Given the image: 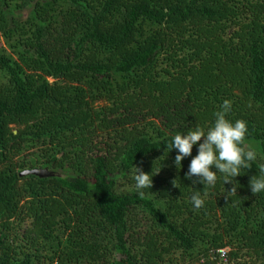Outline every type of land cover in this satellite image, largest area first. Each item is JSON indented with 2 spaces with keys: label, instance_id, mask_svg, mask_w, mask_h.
I'll return each instance as SVG.
<instances>
[{
  "label": "trees",
  "instance_id": "16d2710c",
  "mask_svg": "<svg viewBox=\"0 0 264 264\" xmlns=\"http://www.w3.org/2000/svg\"><path fill=\"white\" fill-rule=\"evenodd\" d=\"M225 99L257 159L193 184L167 146ZM261 166L264 0H0V264H264Z\"/></svg>",
  "mask_w": 264,
  "mask_h": 264
},
{
  "label": "clouds",
  "instance_id": "9594fccd",
  "mask_svg": "<svg viewBox=\"0 0 264 264\" xmlns=\"http://www.w3.org/2000/svg\"><path fill=\"white\" fill-rule=\"evenodd\" d=\"M231 109L232 101L225 99L219 109L213 113L215 117L213 126L207 130L197 126L186 133H177L167 146L168 152L172 149L177 150L174 164L180 169L182 160L191 156L193 146L198 144V154L192 157L188 171L185 173V177L193 180V184L199 182L204 187H214L218 180L217 173L222 174L224 184L232 183L233 179L242 174V169L252 168V162L257 159V152L245 143L250 134L247 121L238 119L233 122L228 119ZM259 172V176L254 175L249 181L254 195L264 192V166L260 167ZM150 173L136 166L134 180L140 196L144 195L143 190H150L153 186V175ZM172 183L173 186L178 187L175 180ZM236 188L237 186L233 185L228 192L237 193ZM191 201L195 209H200L204 205L199 192L192 195Z\"/></svg>",
  "mask_w": 264,
  "mask_h": 264
},
{
  "label": "water",
  "instance_id": "95a60500",
  "mask_svg": "<svg viewBox=\"0 0 264 264\" xmlns=\"http://www.w3.org/2000/svg\"><path fill=\"white\" fill-rule=\"evenodd\" d=\"M24 174H36V175L42 176V175L49 174V172L46 169L35 168V169H25L20 172V175H24Z\"/></svg>",
  "mask_w": 264,
  "mask_h": 264
},
{
  "label": "rangeland",
  "instance_id": "374dc122",
  "mask_svg": "<svg viewBox=\"0 0 264 264\" xmlns=\"http://www.w3.org/2000/svg\"><path fill=\"white\" fill-rule=\"evenodd\" d=\"M6 49L9 52V49L8 48H6ZM30 150H33V149H30ZM27 155L28 156L26 157V159L29 161L28 165L29 164H36V162H35L36 156L34 154H27ZM21 159H22V156L20 157V160ZM33 167H36L38 169H46V170H48L47 168L41 167L40 165H36V166H33ZM25 169H28V167L23 168V170H25Z\"/></svg>",
  "mask_w": 264,
  "mask_h": 264
},
{
  "label": "built area",
  "instance_id": "2783aa9c",
  "mask_svg": "<svg viewBox=\"0 0 264 264\" xmlns=\"http://www.w3.org/2000/svg\"><path fill=\"white\" fill-rule=\"evenodd\" d=\"M217 252L220 254V257L222 259L221 264H230L226 258V248L218 249Z\"/></svg>",
  "mask_w": 264,
  "mask_h": 264
}]
</instances>
